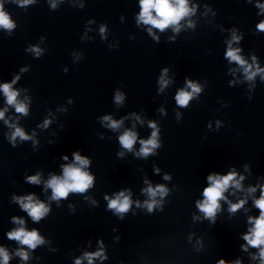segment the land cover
<instances>
[{"label":"clouds","instance_id":"1","mask_svg":"<svg viewBox=\"0 0 264 264\" xmlns=\"http://www.w3.org/2000/svg\"><path fill=\"white\" fill-rule=\"evenodd\" d=\"M34 0H19L20 5L26 6L33 3ZM141 11L137 17V23L142 22L145 25H151L148 29L150 35L152 33V28L158 29L161 32L170 26L173 27V31H180V22L185 17H188L195 12V6L189 7L188 0H139ZM52 8H56V3L52 2ZM262 10H264V5H258ZM155 13V14H153ZM189 26H193L189 22ZM15 27L14 22L9 18V15L4 11L3 4L0 3V28L11 31ZM258 30L264 31V21L260 22L257 25ZM105 27L102 25L100 32L103 35L105 32ZM158 40V37H155ZM240 37L236 35L235 32L232 34V39L228 42V50L225 53L229 62H235L238 64L245 74V78L249 81L253 80L257 74L264 73V69H261L258 65H255V57H253V64H248V62L239 55L240 49L233 48V42H239ZM33 54L39 57L42 54V49L39 47L33 46L29 49ZM23 71V69H22ZM168 70L165 68L160 76L159 84L160 91H163L169 83L171 82L167 79ZM19 77H16L12 80L11 83L0 84V91L3 92L7 105L14 106L17 113L27 115L28 107L25 100H18L19 92L13 88V85L16 83ZM264 79V76H262ZM190 89V91L188 90ZM201 92V87L197 83L187 80L186 87L180 89L176 94V103L180 107H186L189 104V101L193 98L195 94ZM124 96L122 93L117 92L115 95V101L117 104L123 102ZM8 109L5 108L0 110V119L5 118V112ZM139 120V117H136ZM102 121L106 124L107 127L117 130L119 129L123 121L122 120H113L111 116H104ZM5 123L9 122L5 120ZM50 121H45L43 126H47ZM10 128H13L9 139L15 144L17 137L21 140H29L32 137L26 135L24 130L20 127H17L15 124H9ZM149 127L153 129L152 134L147 140H140L141 145L139 152L136 153L137 156L148 157L151 154H154L155 149L160 147L158 142V133L159 129L155 122H149ZM119 142L123 149L127 151H133V146L137 142V133L132 130H125L122 135L119 136ZM74 163L63 165V174L62 176L52 175L45 182V189L52 190V200L59 201L68 197L69 193H85L93 185L94 177L89 174L86 170L87 166L90 164L88 158L81 156L79 152H74L73 154ZM119 155H123L120 153ZM63 159L67 160L68 157L64 156ZM157 172L159 169L156 170ZM165 180H169L170 176L165 175ZM244 179L243 176H239L233 170L226 175H220L217 173H212L207 176L208 185L204 188L202 196L203 200H198L196 202V207L198 210L203 213L206 219L212 220L214 222L216 214L220 209V201L227 200V197L224 195L230 187L235 189H241V181ZM28 183L31 184H40L41 178L40 174L37 173L34 176L26 177ZM148 185L146 188L142 189V194L147 196V199L141 204L139 201H136L135 204L137 207H145L148 212H152L154 208L158 207L163 198L166 197L169 193V189L163 184H157L153 186L150 182L145 181ZM249 193L256 191L255 188H249ZM159 197V199H157ZM105 199L108 201V209L113 210L114 214H117L123 218V214H126L133 205L131 199V192L129 190H122L116 194L114 197L109 198L105 196ZM13 200L17 202L21 209L27 212L28 216L34 222H39L42 218L46 217L49 213V207L36 199L34 195L26 196H14ZM245 200H240L238 203L232 204L229 202V211L236 212L239 208L243 207ZM255 206L260 210L259 217H249V223L252 224V227L249 229V232L244 235L243 239L247 242V245L242 246L247 250V246H251L259 249V259L261 264H264V186L261 187V195L259 199L254 200ZM199 217H194L198 219ZM13 222L19 227L13 229L7 233V236L11 240L18 241L21 245L27 246L29 249H35L38 245L43 244L45 241L43 237L40 236L36 229L31 231L27 230L24 225L25 221L22 218L13 217ZM23 260H28L29 255L23 248L18 249L17 253ZM95 258H104L103 249L94 252V253H85L82 258H79L75 261V264H81L82 259H86L88 264H93ZM256 257H253L255 259ZM10 259L9 253L3 247H0V264H8ZM219 264H226L224 260H220ZM235 264H240V261H236Z\"/></svg>","mask_w":264,"mask_h":264}]
</instances>
